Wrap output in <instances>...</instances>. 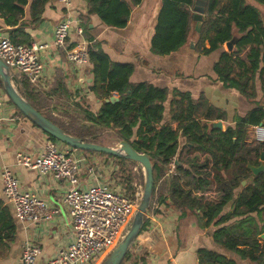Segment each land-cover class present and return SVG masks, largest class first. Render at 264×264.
I'll list each match as a JSON object with an SVG mask.
<instances>
[{
  "label": "trees",
  "instance_id": "1",
  "mask_svg": "<svg viewBox=\"0 0 264 264\" xmlns=\"http://www.w3.org/2000/svg\"><path fill=\"white\" fill-rule=\"evenodd\" d=\"M50 1L0 0V19L3 20L0 27H10V38L15 44H30L31 35L27 29L35 28L43 21ZM84 1L88 10L86 14L81 13L80 18L84 23L85 37L92 41L88 46L93 73L92 91L101 102L100 110L95 113L81 103H77V108L72 111L66 107L70 110L66 111L68 116L72 112L74 120L79 123L77 127L64 124L44 112L40 106L43 93L26 76L16 74L20 94L65 132L83 141L94 142L93 136L107 129L136 150L148 153L154 170L149 211L159 213L162 204H166L180 213L181 220L195 216L200 228L206 232L209 230L213 241L222 249L199 248L198 264H240L241 260L264 264V239L260 237L264 233V171L254 175L249 168V165L261 164L264 142L247 141L249 126L264 124V108L252 109L237 119L235 127L222 130L211 127L210 122L224 119L225 112L202 95L195 99L189 92H178L171 109V119L177 127L163 123L168 89L147 81L132 82L130 77L134 66L111 61L100 43L93 42L89 26L91 16L98 15L107 26L126 27L132 8L141 0ZM255 1L264 5V0ZM194 5L195 0H163L151 51L159 56L169 55L195 41L194 51L208 55L235 39L236 49L222 50L213 71L218 80L237 88L248 99H255V76L264 63V17L260 10L247 0H208L201 29L197 31ZM235 28L242 34L237 39ZM207 40L210 47L205 46ZM261 78L264 83V68ZM0 82L3 84L1 79ZM54 94L70 97L61 74H58L52 93L46 95ZM112 96L118 100L107 102ZM22 115L32 126L41 129L31 118ZM41 130L50 140H57ZM181 136L186 144L180 149ZM185 150L206 153L209 158L202 163H198L196 157L183 160L181 156ZM109 156L117 159L123 171L124 165L133 162L125 156ZM176 156V174L170 175L169 164ZM120 177L123 183L128 182L123 172ZM213 185L221 193L218 201L197 194ZM148 224L145 217L142 231ZM0 237H4L1 230ZM130 258L131 251L123 264ZM132 264H149L147 255ZM167 264H174L173 260Z\"/></svg>",
  "mask_w": 264,
  "mask_h": 264
},
{
  "label": "crops",
  "instance_id": "2",
  "mask_svg": "<svg viewBox=\"0 0 264 264\" xmlns=\"http://www.w3.org/2000/svg\"><path fill=\"white\" fill-rule=\"evenodd\" d=\"M247 1L254 4L264 17L263 4L255 0ZM162 3L163 0H141L140 4L132 8L128 24L123 28L107 26L98 15L91 16L89 26L92 29L93 42L100 43L111 61L130 63L134 66V71L130 77L132 82L147 81L155 86L168 89L163 123H171L173 127H177V123L171 119V109L172 101L178 92H189L195 99L202 95L213 106L225 112V118L221 119L222 130H226L228 126L235 127L237 119L244 117L252 109L258 106L264 108V83L261 78L264 63L261 64L255 76V99H248L237 88L227 86L223 81L216 78L213 71L222 50L233 51L236 49L235 39L224 43L222 49L208 55L194 51L195 41H190L182 49L169 55L159 56L151 51V40L155 34ZM87 10L86 1L73 0L72 14L77 21L81 22L83 28L84 23L80 14H86ZM62 15V5L58 0H51L46 6L43 21L35 28L27 29L31 35V43L51 42L55 26ZM2 21L0 19V23ZM9 29V26L0 27V36H10ZM234 33L236 39L242 35L237 28H235ZM78 38L74 32L71 37L72 44ZM84 38L90 44L92 43L85 36ZM192 44H194L193 47ZM205 46L210 47L209 40L205 42ZM42 60L45 65V74L43 81L36 86L40 92L43 94L52 93L58 74H61L65 79L67 89L70 91V97L67 95H63V97L72 99L75 104H84L90 99L93 104L92 111L97 113L100 110L101 102L92 91L91 62L85 66L77 67L67 61L64 51L56 49L42 52ZM20 75L24 76L23 74ZM55 95L58 94L51 96ZM47 141L55 142L60 150H68L84 159L82 172L78 177L84 187H87L85 184L89 181V168L94 167V163H96L99 171L102 168L103 181L115 179L116 182L122 184L118 178L121 167L117 159L93 158L92 155L82 153L77 148L50 140L41 129L32 126L22 115L7 95L4 84L0 82V230L4 235V237H0V264H22V247L25 241H30V243L41 248V254L37 258V264H41L53 256L58 248L69 245L73 240L71 235L72 221L68 205L65 203L69 185L54 179L50 174L43 175L17 164L19 152L36 155L44 149ZM179 142L181 149L186 141L181 136ZM185 152L186 159L196 157L199 158L198 163L209 158L206 153L185 150L181 159L185 158ZM178 156L175 157V161ZM111 166L114 169L113 172ZM4 167H10L17 175L20 180V188L23 191L36 193L51 209L58 210L53 219L42 220L38 223H20L18 221L15 209L4 193L2 180ZM85 173L86 176L83 177ZM216 192L219 193L217 189ZM156 218L161 222V227L173 236L174 257L172 260L174 264H198L197 250L199 248L222 251L221 247L213 241L210 231L207 230L206 232L200 228L195 216L190 215L181 220L178 211L162 204L159 213H156ZM177 229H181V232L175 235ZM169 259L168 256H163L159 264H164ZM240 264L251 263L247 260H241Z\"/></svg>",
  "mask_w": 264,
  "mask_h": 264
},
{
  "label": "built area",
  "instance_id": "3",
  "mask_svg": "<svg viewBox=\"0 0 264 264\" xmlns=\"http://www.w3.org/2000/svg\"><path fill=\"white\" fill-rule=\"evenodd\" d=\"M64 10L62 18L55 26L51 42L15 44L10 36H0V58L14 74H23L37 86L43 81L45 65L42 52L56 49L64 51L67 61L77 67L89 64V42L84 38L85 30L81 22L73 16V0H58ZM79 37L71 42L73 33ZM70 45L72 47H70ZM249 143L264 142V124L248 128ZM84 159L73 152L60 150L55 142L47 141L44 149L34 155L19 152L17 164L35 170L43 175H52L69 187L65 196L71 218L69 245L58 248L57 252L41 264H101L104 257L122 240L127 226L132 220L138 199L115 179L103 181L102 168H89L87 187L81 184L78 176L82 172ZM112 168V166H111ZM112 168V172H113ZM169 174H176L175 157L169 164ZM4 193L12 203L20 223H38L51 220L57 209H51L36 193L23 191L20 180L10 167L2 173ZM149 224L142 231L135 248L150 254L152 264H159L163 256L173 258V236L161 227L156 215L148 216ZM144 246L143 249H141ZM147 246V247H146ZM41 248L30 241L22 247V264H37Z\"/></svg>",
  "mask_w": 264,
  "mask_h": 264
},
{
  "label": "water",
  "instance_id": "4",
  "mask_svg": "<svg viewBox=\"0 0 264 264\" xmlns=\"http://www.w3.org/2000/svg\"><path fill=\"white\" fill-rule=\"evenodd\" d=\"M208 0H195L194 5V20L196 21V30L200 31ZM192 47L194 44L191 45ZM0 79L4 84L5 91L16 107L26 116L31 118L41 129L55 137L57 140L72 146L77 149L85 151H94L106 153L109 155L126 158L140 163L145 170V186L141 202L136 207L132 220L127 226L126 232L122 240L111 251L107 259L101 264H123L126 255L131 250V247L137 240L142 231L145 222V216L149 210L154 186V170L151 157L148 153L136 150L129 142L121 140L120 147L114 148L111 146L83 141L81 138L75 137L65 132L60 126L48 119L44 114L39 112L30 102H28L19 92V85L17 78L12 69L0 58ZM115 96L107 99L108 101H117ZM213 128L222 129L223 124L221 120L210 122ZM261 164L259 166L249 165L254 175L264 171V150H261L260 155ZM253 177H251L252 179ZM245 183V182H244ZM264 239V233L260 235Z\"/></svg>",
  "mask_w": 264,
  "mask_h": 264
},
{
  "label": "rangeland",
  "instance_id": "5",
  "mask_svg": "<svg viewBox=\"0 0 264 264\" xmlns=\"http://www.w3.org/2000/svg\"><path fill=\"white\" fill-rule=\"evenodd\" d=\"M43 96V99L40 101V106H41V109L46 112L47 114H50L52 115L54 118H56L57 120H59L60 122H63L64 124H69V125H75L77 127H79V123L76 122L74 120V117L72 112H70L71 115L68 116V114L66 113V111H72V109H76V104L75 102L70 99V98H67V97H63V96H59V95H55V96H47L46 94H42ZM84 103V102H82ZM84 107H88L90 110H92V107H93V104L91 103V100L89 99L87 102H85L83 104ZM66 107H69L71 108L70 110L68 109H65ZM80 110V108H78ZM83 115V114H81ZM81 124V123H80ZM92 140H96L94 141L95 143H99V144H103V145H107V146H111V147H114V148H119L120 147V142L121 140L119 138H117V136L114 134L113 131L111 130H103L101 131L100 133H98L96 136H93ZM55 141H58V142H61L59 140H55ZM63 143V142H61ZM64 145L67 146V144L63 143ZM72 147V146H70ZM74 148V147H72ZM79 150L80 152L82 153H86L87 155H92L91 157H103V158H107V159H114L113 157L109 156V154H106V153H101V152H94V151H85V150H81V149H77ZM186 152H185V155L183 158V160L186 159ZM201 161V159H200ZM202 163V162H201ZM121 167V166H120ZM169 171V169H168ZM124 174V178L126 179V183H123L122 182V179L120 177V174ZM169 174V172H168ZM86 176V173L83 175V177ZM80 177V176H78ZM118 178L120 180V182L125 186V189L128 193H130L131 195H134L137 197L138 199V203H137V207L139 205V203L141 202V198H142V195H143V191H144V186H145V170L143 168V166L138 163V162H135L133 161L132 163H129V164H126L124 165V171L122 168L119 169V173H118ZM210 191H201V192H198L197 194L198 195H202L205 199L207 200H213V201H217L219 200L220 198V195L221 193L219 192H216V187L215 185L211 187V189H208ZM152 204V203H151ZM150 204V206H151ZM156 204V203H155ZM150 209V207H149ZM148 216H151V215H156V213H152L151 211H147V214L145 217ZM179 232H181V229H177V231H175V235ZM142 235V231L141 233L139 234L137 240L135 241V243L133 244V246L131 247V258L130 260H128L126 262L129 263V264H132L133 261H136V260H140V257L142 255H147V259H148V262L149 264H152L149 257H150V254L146 251H144V246L141 248L143 250H140L139 252L136 250L137 248L136 245H137V242L140 240V237ZM147 247V246H146ZM109 255H107L106 257H104L102 263L107 259ZM174 257V256H173ZM171 260V259H169ZM169 260H166L164 262V264H167ZM158 264V263H157Z\"/></svg>",
  "mask_w": 264,
  "mask_h": 264
}]
</instances>
